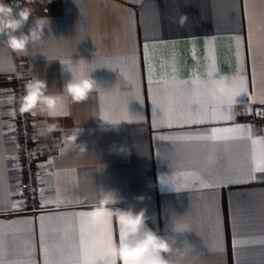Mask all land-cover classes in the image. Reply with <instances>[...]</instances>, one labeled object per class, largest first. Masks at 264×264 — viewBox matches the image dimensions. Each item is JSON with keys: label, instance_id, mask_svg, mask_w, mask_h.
<instances>
[{"label": "crops", "instance_id": "crops-1", "mask_svg": "<svg viewBox=\"0 0 264 264\" xmlns=\"http://www.w3.org/2000/svg\"><path fill=\"white\" fill-rule=\"evenodd\" d=\"M27 6L25 33L34 17H47L49 25L26 56L0 37V264H106L94 246L87 258L79 246L81 228L86 237L98 236L99 222L80 214L95 211L102 191L117 196L113 209H145L146 227L186 251L184 264H264V246L233 247L234 239L264 236V173H254L255 181L248 175L264 168V126L238 120L252 104H264V0H30ZM62 64L90 74L97 86L55 117L34 115L45 209L19 213L6 81L22 70L55 93L71 77ZM241 76L246 93L228 104ZM225 108L231 119H222ZM52 122L80 132L77 142L86 151L61 153V133L44 131ZM226 128L241 130L217 133L232 139L200 138ZM120 227L112 216V241Z\"/></svg>", "mask_w": 264, "mask_h": 264}, {"label": "clouds", "instance_id": "clouds-1", "mask_svg": "<svg viewBox=\"0 0 264 264\" xmlns=\"http://www.w3.org/2000/svg\"><path fill=\"white\" fill-rule=\"evenodd\" d=\"M30 0H26L24 7H19V0L15 5L0 0V37L12 52L19 56L28 55L32 45H38L45 37V28L49 20L45 16L34 17V22L28 31H23L28 24L32 10L27 6ZM187 20L182 15L179 20L183 26ZM65 65V64H62ZM71 74L70 79L64 83L58 92H50L48 83L39 76H33L24 85L23 94L19 98V112L21 114H46L55 117L67 108L68 103L85 101L96 89L97 82L90 74H77L75 66L65 65ZM105 119V118H104ZM47 134L60 132V143L58 145L61 153L79 150L86 151L87 145L78 143V133L75 129L62 130L60 125L52 122L46 126ZM123 151V149H119ZM119 202L112 191H102L99 203L95 209L96 214H111L115 216L120 224L122 238L113 240L110 255L114 264H184L187 252L174 248L167 236L146 227V210H134L133 207L126 209H113L111 206ZM173 256L174 259L169 257Z\"/></svg>", "mask_w": 264, "mask_h": 264}, {"label": "built area", "instance_id": "built-area-1", "mask_svg": "<svg viewBox=\"0 0 264 264\" xmlns=\"http://www.w3.org/2000/svg\"><path fill=\"white\" fill-rule=\"evenodd\" d=\"M27 81V74L22 70H16L7 78L4 92L6 103L12 113V138L20 172L22 205L17 212L36 214L45 208L40 198L41 175L35 117L33 114H21L18 103ZM238 120L264 126V104H252L247 113L239 114Z\"/></svg>", "mask_w": 264, "mask_h": 264}, {"label": "snow or ice", "instance_id": "snow-or-ice-1", "mask_svg": "<svg viewBox=\"0 0 264 264\" xmlns=\"http://www.w3.org/2000/svg\"><path fill=\"white\" fill-rule=\"evenodd\" d=\"M242 93H246L245 90V86H244V81H243V77H239L238 81H235L231 84V87L229 88V95H228V100L227 103L231 104L232 103V96L234 95H240ZM221 103H224L223 99H221ZM192 112L195 113L196 115L200 114V110L198 108H196L195 106H193L192 108ZM225 113H228L227 115H223L222 119H231L233 113L230 112V110L228 108L224 109ZM33 115H35V113H33ZM105 119H108V116H105ZM241 129H234V128H226V129H222V130H218V129H213L211 135L206 136V137H200L201 139H209V140H222V139H232L234 137H229V136H225V135H218V132H223V133H232V132H236V131H240ZM255 143V142H254ZM264 173V168L261 167H256L253 168L249 171L248 175L251 178V181H255L256 180V176L254 175V173ZM261 180L264 181V177H261ZM233 183H241V182H249L248 180H244V181H232ZM15 207V206H14ZM81 216H85L88 217L91 221L99 222V227H98V236L93 238V237H86L85 233L83 231V229H80V234H79V246L81 251H83L85 253V258H87V248L89 247V245H92L96 248V258L97 259H101V260H105L106 264H114V261L110 255V248H111V244H112V238H111V233L109 230V224L111 223V218L112 215L111 214H96L95 212H88V213H82L80 214ZM122 238V234H121V229H120V237ZM260 245V246H264V236L258 238V239H254L251 241H239L234 239L233 241V247L234 249L238 246H246V245ZM42 246H43V242H42ZM45 252L47 253V249H45ZM73 259L78 260L79 259V255H74Z\"/></svg>", "mask_w": 264, "mask_h": 264}, {"label": "rangeland", "instance_id": "rangeland-1", "mask_svg": "<svg viewBox=\"0 0 264 264\" xmlns=\"http://www.w3.org/2000/svg\"><path fill=\"white\" fill-rule=\"evenodd\" d=\"M15 2H16V0H5V3H9V4H13Z\"/></svg>", "mask_w": 264, "mask_h": 264}]
</instances>
